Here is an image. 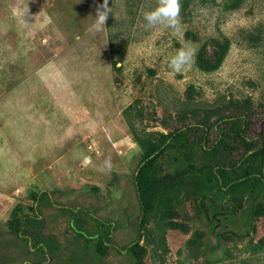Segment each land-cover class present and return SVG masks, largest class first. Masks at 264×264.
Wrapping results in <instances>:
<instances>
[{
  "label": "rangeland",
  "instance_id": "obj_1",
  "mask_svg": "<svg viewBox=\"0 0 264 264\" xmlns=\"http://www.w3.org/2000/svg\"><path fill=\"white\" fill-rule=\"evenodd\" d=\"M97 2L0 0V264L45 259L17 232L41 189L67 207L39 206L57 245L43 264H136L103 243L98 218L117 224L118 245L136 237V168L181 127L188 141L153 165L140 264H264V211L252 218L250 197L222 190L199 146L204 125L206 144L217 140L221 116L246 113L247 135L264 134V0H181L178 33L144 26L157 0H116V19L96 33ZM189 43L193 65L172 72L169 58ZM232 120L220 122L225 160L246 150Z\"/></svg>",
  "mask_w": 264,
  "mask_h": 264
},
{
  "label": "trees",
  "instance_id": "obj_2",
  "mask_svg": "<svg viewBox=\"0 0 264 264\" xmlns=\"http://www.w3.org/2000/svg\"><path fill=\"white\" fill-rule=\"evenodd\" d=\"M188 34H190V31ZM247 116L246 113H239L233 117L221 116L213 127L218 135L217 140L211 144H206L205 142L209 135V126L204 125L199 146L206 156L215 160L210 165V174L218 186L222 190L228 191L240 198L250 197L253 209L251 216L253 218L254 215L260 216L264 211V207L261 208V204L257 202L264 195V134L252 138L247 135L246 130L249 126ZM228 120H232L230 128L245 143L246 150L239 158L225 160L221 145L226 142V133L220 122H225L226 124ZM185 137V127H181L167 134L163 139L152 143L151 146L145 149L144 156L140 160L134 174V185L139 202L140 214L136 226V237L130 243L126 245H118L115 243L112 240V235L118 227L117 224L110 219L98 218L99 224L105 232L102 238L103 243L111 246L120 253L128 252L136 260V264H140V241L143 228L150 218V205L154 196L153 165L167 150L183 142V140L188 141ZM46 201L62 209H67L65 205L57 204L51 199L50 193L46 189H41L34 193L33 211L24 216L17 232L20 238L32 246V249L44 252L46 256L39 263L27 261L25 264H43L45 260L50 258L49 254L55 253L57 250L55 239L52 236L43 237L41 231L44 218L39 210V206L42 202ZM257 203L258 206L256 207ZM67 211L84 212L80 208H68ZM33 236L36 243H32Z\"/></svg>",
  "mask_w": 264,
  "mask_h": 264
},
{
  "label": "clouds",
  "instance_id": "obj_3",
  "mask_svg": "<svg viewBox=\"0 0 264 264\" xmlns=\"http://www.w3.org/2000/svg\"><path fill=\"white\" fill-rule=\"evenodd\" d=\"M115 2L116 0H113L112 6H109V0H103V3L97 2L95 4L94 23L91 28L96 33H102L105 30L110 15H114L116 19ZM181 7V0H157L155 8L142 13L144 26L148 29L165 26L178 33L182 27ZM27 14L28 10L25 12L20 6L14 9V15L19 18L20 23H26L24 17ZM195 55L196 49L190 43L183 44L169 58L168 68L174 73H181L185 69L191 68ZM105 166H110L108 161L105 162Z\"/></svg>",
  "mask_w": 264,
  "mask_h": 264
}]
</instances>
